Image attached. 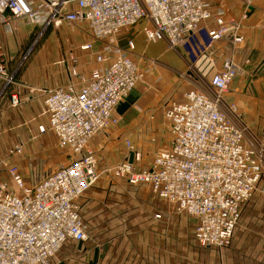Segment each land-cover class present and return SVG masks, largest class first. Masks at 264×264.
Returning a JSON list of instances; mask_svg holds the SVG:
<instances>
[{"label":"built area","instance_id":"built-area-1","mask_svg":"<svg viewBox=\"0 0 264 264\" xmlns=\"http://www.w3.org/2000/svg\"><path fill=\"white\" fill-rule=\"evenodd\" d=\"M219 0H0V80L6 90L15 80L7 70L4 34H13L27 21L42 29L85 23L96 42L80 47L93 52L100 66L90 76L71 74L78 84L44 90L48 127L72 160L32 186L25 185L16 166L9 168L17 190L0 186V264H53L69 241L87 242L89 235L79 202L98 182L96 153L90 142L118 122L117 106L143 78L138 63L119 45L123 30L145 22L149 41L181 46L204 22L214 21L213 42L231 36L236 44L242 23L227 21ZM254 0H245L241 20L248 18ZM74 5V8L71 7ZM130 50L134 49L129 42ZM76 62L74 54L70 55ZM231 58L209 83L212 93L191 90L182 102L165 111L172 144L160 150L145 168L128 161L112 168L115 177L130 185L147 184L158 198L197 220L194 238L201 248L224 250L231 245L242 208L261 186L264 193V146L247 142L237 124V107L226 95L237 78ZM11 105L20 104L19 92ZM21 152V147H17ZM159 218V216H157Z\"/></svg>","mask_w":264,"mask_h":264},{"label":"crops","instance_id":"crops-1","mask_svg":"<svg viewBox=\"0 0 264 264\" xmlns=\"http://www.w3.org/2000/svg\"><path fill=\"white\" fill-rule=\"evenodd\" d=\"M244 2L212 3L213 8L221 6L225 10L227 21L242 23L239 33L244 41L240 44L234 43L230 35L213 42L209 32L215 27L214 21L202 23L178 48H170L163 41L147 40L143 34L145 22L123 30L119 45L138 63L143 78L117 106L114 114L118 122L90 142L100 177L79 202L90 239L85 243L69 241L53 264H264L261 186L243 206L231 245L218 250L201 248L196 243L194 217L155 196L149 185L132 186L111 171L125 161L145 168L160 150L169 148L172 136L166 109L174 102L184 101L185 95L195 89L196 74L201 75V81H210L228 58L236 64L238 75L226 102L237 107L243 127L254 138L251 141L246 136L247 142L255 147L264 146V0H254L248 18L242 21ZM30 25L23 21L13 34H4L7 66V48L12 51L17 45L20 47ZM76 27L86 37L77 35V43L68 52L64 45L55 56L59 60L48 52L41 53L42 68L35 64L6 90L0 80V171L7 176L8 166L16 164L27 186L55 172L64 149H68L59 145L51 131H39L40 126L49 124L43 91L78 84L71 74V54L76 57V64H84V69L80 68L83 76H90L91 70L100 66L95 64L89 69L91 57L83 53L90 51H81L80 47L95 40L85 23ZM129 42H133V50ZM93 45L95 50L100 49L95 47L98 44ZM34 68L43 70V76L32 73ZM15 92H19L21 101L13 107L10 97ZM19 146L20 153L16 150ZM36 175L38 179H34Z\"/></svg>","mask_w":264,"mask_h":264},{"label":"rangeland","instance_id":"rangeland-1","mask_svg":"<svg viewBox=\"0 0 264 264\" xmlns=\"http://www.w3.org/2000/svg\"><path fill=\"white\" fill-rule=\"evenodd\" d=\"M30 26L31 27H27V36L24 40H22L20 42V44H21L20 47L17 45L16 48H13L12 51H11V49L7 48V52L9 51L8 52V55H9V64L8 65L9 66H7V70L9 72V74L13 76L14 80L19 78V77H22V74L27 73L28 70L30 72V69L33 66H35V64L39 68H42L43 67L42 66L43 61L41 62L40 61L41 59L39 58L41 53H47L48 52V54L53 56L57 61L60 59V57L59 58H56V57L58 56L60 51H62V49L64 48V45L68 48L67 49V52H68L77 43V41H78L77 35L82 36V37H86L85 32L82 29H79L76 26L70 25L67 23H63L62 25H60L58 27H56L54 25H50L44 29H42L36 25H32V24ZM92 43L99 45V46L96 45L95 46L96 48L102 47V45L99 42L92 41ZM5 54H6V51H5ZM56 54H57V56H56ZM83 54L91 57V61L89 62V65H90L89 69H91L93 65L97 64L95 61V56L93 55L92 52H84ZM68 59H69L68 61H69L70 66H71V71L73 69L77 70V72L80 74V76H83L84 74L80 71V68H81V70H83L84 64H80V62H79V65L76 64V62L71 59L70 55H69ZM32 73H34L35 75L42 74V76H43V70H41V69H35L34 68ZM195 77H196V81H197V86L193 90L203 91V92H206L208 94L212 93V90L210 89V83L208 80L203 79L201 81V75L200 74H196ZM237 112H238V110H237ZM238 115L240 116L239 113H238ZM238 119L239 120L236 121L237 124L240 125L243 129H245L243 127L241 121H240V117ZM245 134L249 139H251V141H254V138L251 135H249L248 130H246V129H245ZM261 145H263V144H261ZM64 150L67 153L66 152L62 153L61 161L56 166L57 168L59 165L64 164V163L72 160L70 150L69 149H64ZM65 156L67 157V160H65ZM11 166H16L19 170V167L16 164L8 166V168H7V176L8 177L5 176L4 174H2L0 171V186H5L10 190L16 191L17 187L13 183L11 176H10V173H9V168ZM56 167H54V168H56ZM54 168H52V169H54ZM42 170L43 169H41V171ZM38 176L36 175L34 177V179H36ZM1 178H2V180H1ZM4 178L6 180H4ZM25 185H26V183H25ZM89 239H90V237H89Z\"/></svg>","mask_w":264,"mask_h":264}]
</instances>
